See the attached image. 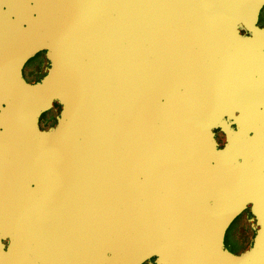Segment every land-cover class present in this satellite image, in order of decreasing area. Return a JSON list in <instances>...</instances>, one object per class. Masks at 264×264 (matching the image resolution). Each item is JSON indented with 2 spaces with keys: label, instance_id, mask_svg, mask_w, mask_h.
<instances>
[{
  "label": "water",
  "instance_id": "obj_1",
  "mask_svg": "<svg viewBox=\"0 0 264 264\" xmlns=\"http://www.w3.org/2000/svg\"><path fill=\"white\" fill-rule=\"evenodd\" d=\"M263 8L0 0V157L24 149L51 172L22 186L0 166V264H24L41 238L35 220L7 223L27 190L28 212L71 224L90 264H264ZM41 51L50 65L31 83ZM244 211L254 235L233 248Z\"/></svg>",
  "mask_w": 264,
  "mask_h": 264
},
{
  "label": "flooded vegetation",
  "instance_id": "obj_2",
  "mask_svg": "<svg viewBox=\"0 0 264 264\" xmlns=\"http://www.w3.org/2000/svg\"><path fill=\"white\" fill-rule=\"evenodd\" d=\"M264 11V8L263 10ZM49 60L46 57L45 51H41L38 53L35 58L30 62V70L31 74L28 78L25 75V78L31 82L35 83L39 81L48 71L49 68ZM60 107H55L51 109L47 113L46 120L41 124V127H50L57 122V117L59 115ZM10 164L13 178H16L17 174L23 170H29L31 160L28 152L25 151H11L10 153ZM28 157V158H27ZM28 177L26 181L22 182V186H28ZM28 191V190H27ZM29 200L27 198H23L19 200V204L13 199L11 203V209L16 206V210L20 208V212L11 213V217L16 221L18 217H20L21 226L23 228L27 227L29 232V227H31L32 222L35 220V225L38 227V231L41 235L39 239V243H32L34 239H27V243L21 246L23 248V253L25 258H27L25 264H65L64 260H62L61 252H64L67 248H69L71 253L76 252L77 249V239L74 231L71 230L70 235V245L67 247L66 245V235L62 230H52L45 229L43 225H46L47 218H51V215L46 213H30L27 209H30ZM242 220H252V214L248 211H244L241 214ZM241 220V221H242ZM241 223V222H240ZM239 228V224L235 228L237 230ZM55 234V235H54ZM54 235V236H53ZM51 238H53L54 243H50ZM11 247H15L11 245ZM72 262V261H71ZM147 264V263H145Z\"/></svg>",
  "mask_w": 264,
  "mask_h": 264
},
{
  "label": "bare ground",
  "instance_id": "obj_3",
  "mask_svg": "<svg viewBox=\"0 0 264 264\" xmlns=\"http://www.w3.org/2000/svg\"><path fill=\"white\" fill-rule=\"evenodd\" d=\"M15 135L23 136V137L27 138L26 126L23 125V127H21L19 125H14L12 127L11 136L13 137ZM11 151H25V150L24 149H21V150L20 149L19 150H15V149L6 150L5 151L6 155H1V157H0V166L3 165L9 171V173H10L9 177L13 178L12 171H11V164H10V161H9L10 160ZM25 152H27V151H25ZM29 155H30L29 159L31 160L29 170L26 171V170L22 169L16 176V177H21V179H23V181H21V183L26 181V179L28 177H30L29 179H31L33 177H36V176H40V177H42L44 179L49 178L50 175H51L49 166H45L41 162V159L38 156H34L32 154H29ZM44 163H45V161H44ZM53 170H55V169H53ZM12 192H14V191H12ZM26 194H27V191L25 192L24 196L21 195L19 197V199L27 198ZM12 196H15V193H12ZM9 208L11 210V203H10ZM73 208L71 209L72 211L70 213V217L71 218L75 217ZM59 218H60V216H59ZM14 222H15V220L11 217V213H9L8 214L7 223H8V226L11 229H13V230L16 229V225H17ZM21 227L23 228V226H21ZM43 228L51 229L50 225H48V223L46 225H43ZM59 229L63 231V229H62V221H59ZM71 230H72V232L74 231L73 230V226L71 224L67 225L66 222H65V231H63V232H65V235H66L65 242H66L67 247H69V245H70ZM76 239H77L76 252L71 253L69 248H67L64 252H61L62 260H64L65 264H90L91 263V261H90V253H89L88 248H87V243L85 242L84 246L83 245H79V240H78L77 237H76ZM20 254L23 257V260H24L23 263L25 264L27 258H25L23 251H21Z\"/></svg>",
  "mask_w": 264,
  "mask_h": 264
},
{
  "label": "rangeland",
  "instance_id": "obj_4",
  "mask_svg": "<svg viewBox=\"0 0 264 264\" xmlns=\"http://www.w3.org/2000/svg\"><path fill=\"white\" fill-rule=\"evenodd\" d=\"M260 20H261V24L264 25V11H262ZM30 74H31V70L26 69L25 72L26 77L31 78ZM241 220L242 219L240 216L236 225L230 229L227 235V243L233 248L238 246V241L242 242L243 244H245V246H247L248 243L251 242V238L254 235V231L251 226L252 221L245 219L242 221ZM238 224H239V228L235 230Z\"/></svg>",
  "mask_w": 264,
  "mask_h": 264
}]
</instances>
